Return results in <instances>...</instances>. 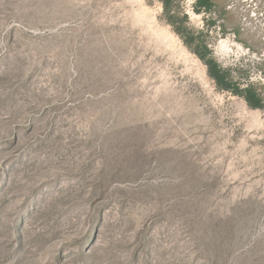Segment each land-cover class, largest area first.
Listing matches in <instances>:
<instances>
[{
    "label": "rangeland",
    "instance_id": "1",
    "mask_svg": "<svg viewBox=\"0 0 264 264\" xmlns=\"http://www.w3.org/2000/svg\"><path fill=\"white\" fill-rule=\"evenodd\" d=\"M185 25L147 0H0V264H264V0Z\"/></svg>",
    "mask_w": 264,
    "mask_h": 264
},
{
    "label": "trees",
    "instance_id": "2",
    "mask_svg": "<svg viewBox=\"0 0 264 264\" xmlns=\"http://www.w3.org/2000/svg\"><path fill=\"white\" fill-rule=\"evenodd\" d=\"M156 1L162 7V17L172 29L182 37L186 45H194L193 52L207 67L208 76L213 79L216 85L222 89L242 97L246 103L253 108L262 107V97L252 84L241 86L239 82L231 77L229 69L222 68L209 54L210 50L204 43L202 33L198 32L195 36L193 31L185 25L187 16L182 10V0H147ZM215 7L214 0H194L192 8L194 12H210Z\"/></svg>",
    "mask_w": 264,
    "mask_h": 264
}]
</instances>
